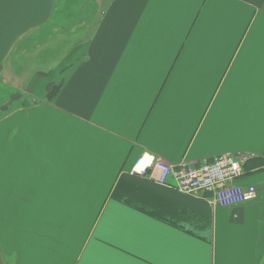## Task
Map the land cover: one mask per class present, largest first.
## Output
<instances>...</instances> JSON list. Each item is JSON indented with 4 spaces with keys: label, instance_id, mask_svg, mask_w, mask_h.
Here are the masks:
<instances>
[{
    "label": "crops",
    "instance_id": "crops-1",
    "mask_svg": "<svg viewBox=\"0 0 264 264\" xmlns=\"http://www.w3.org/2000/svg\"><path fill=\"white\" fill-rule=\"evenodd\" d=\"M143 154L246 156L258 197L216 206ZM262 158L264 0H0V264H262Z\"/></svg>",
    "mask_w": 264,
    "mask_h": 264
},
{
    "label": "built area",
    "instance_id": "built-area-1",
    "mask_svg": "<svg viewBox=\"0 0 264 264\" xmlns=\"http://www.w3.org/2000/svg\"><path fill=\"white\" fill-rule=\"evenodd\" d=\"M246 160L243 155L225 154L208 161H188L173 166L153 154H143L131 173L187 194L208 192L214 205L232 207L258 197L255 186L237 184Z\"/></svg>",
    "mask_w": 264,
    "mask_h": 264
},
{
    "label": "rangeland",
    "instance_id": "rangeland-1",
    "mask_svg": "<svg viewBox=\"0 0 264 264\" xmlns=\"http://www.w3.org/2000/svg\"><path fill=\"white\" fill-rule=\"evenodd\" d=\"M49 33H51V32L49 31ZM10 91H12V90H10V89H8V88H3V89H2V93H3V95H4V96H7V97H9V95L11 94ZM8 93H10V94H8ZM15 95H16V94H15ZM15 95H13L12 98H14V97H16V96L18 97V95H16V96H15ZM10 96H11V95H10ZM17 97H16V98H17ZM3 98H4V97L2 96V99H3ZM257 190H258V189H257ZM262 264H264V260H263V263H262Z\"/></svg>",
    "mask_w": 264,
    "mask_h": 264
},
{
    "label": "trees",
    "instance_id": "trees-1",
    "mask_svg": "<svg viewBox=\"0 0 264 264\" xmlns=\"http://www.w3.org/2000/svg\"><path fill=\"white\" fill-rule=\"evenodd\" d=\"M260 165H264V159L263 158L261 159Z\"/></svg>",
    "mask_w": 264,
    "mask_h": 264
}]
</instances>
